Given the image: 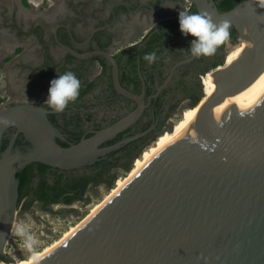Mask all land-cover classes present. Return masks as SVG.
<instances>
[{
    "label": "water",
    "instance_id": "obj_1",
    "mask_svg": "<svg viewBox=\"0 0 264 264\" xmlns=\"http://www.w3.org/2000/svg\"><path fill=\"white\" fill-rule=\"evenodd\" d=\"M185 1L197 12L208 6L214 23L229 21L237 41L243 38L253 44L241 81L214 88L187 105L185 110L193 111L184 128L74 233L32 264H264V93L232 112L205 118L201 110L243 92L262 72L264 0H245L226 12H219L213 0ZM241 25L251 36L240 33ZM61 27L74 42L70 30ZM53 38L65 54L76 59L102 56L107 60L114 91L135 108L65 148L55 141L56 130L40 104L0 107V120L10 122L0 123V147L9 128L31 145L28 153H12V145L0 152V258L8 263L4 249L16 214L17 169L33 162L64 171L80 169L145 135L153 126L102 147L134 125L175 69L195 58L191 55L175 63L164 83L145 101L144 85L140 94L120 85L111 51L78 52L58 40L56 28ZM242 65L240 57L213 72L217 76L237 72Z\"/></svg>",
    "mask_w": 264,
    "mask_h": 264
},
{
    "label": "trees",
    "instance_id": "obj_2",
    "mask_svg": "<svg viewBox=\"0 0 264 264\" xmlns=\"http://www.w3.org/2000/svg\"><path fill=\"white\" fill-rule=\"evenodd\" d=\"M213 1L219 12H226L236 4L245 0ZM188 13L198 12L193 6ZM174 25L179 26L177 22H174V24H171L170 26H162L160 30L157 31L156 29L158 26H156L150 30L139 43L129 46L126 45L127 47L112 52L118 66L120 85L134 94H139L142 85H144L145 101L148 97L155 94L158 87L163 84V81L167 76V70L162 68L165 55H175V60H172L170 57L167 59V61H169L167 68L179 60H183L182 58H177L176 42H173L172 39V35L174 34V29L172 27ZM230 33V41H236L237 34L232 26L230 28ZM112 40L113 36L106 34L105 31L97 32L94 35V41L100 50H107L111 45ZM61 43L71 46V39L67 32L62 29ZM224 46L225 44L218 47L217 51L211 56H201L195 58L192 62L179 66L177 71L181 70L184 73L178 74L177 76L174 75L171 81L167 84V87L163 88L155 99H151L150 104L144 110L141 118L134 125L104 143L102 147L111 146L119 142L121 139L131 138L137 134H141L149 127L153 126V128L145 135L120 145L117 149L100 157L93 165L85 166L76 170H63L67 174L65 178L54 175L50 177V181L46 180L43 174L48 166L41 163L33 162L18 168L15 174L18 182L17 205H19L21 198L25 195L23 193L24 189L29 186V183L33 180L34 176L38 178V182L33 191V197L35 200L42 202L43 209H48L51 203H56L58 201H61V203L66 205H69L73 201L85 203L83 196L88 185H93L95 187L103 186L110 190L114 186L113 184L115 180L121 175L125 176L131 170L134 160L156 141L158 135L166 130H168L167 132L170 131L172 126L170 125L169 127V120L175 115L179 107L183 106L185 103L183 107L186 108L187 105L195 102L202 94L203 89L200 78L224 64ZM19 52L20 49L17 53ZM151 52L156 53L157 60L155 63L151 64V69H149V64L143 59V57ZM93 61H95L101 68V73L97 78L89 81L85 78L83 66L85 64L92 65ZM56 69L57 65L49 61L48 63H44L43 66L38 69V76L41 79H49L52 77ZM154 69L156 70L157 75L154 74ZM59 71L61 75L65 72L71 71L81 82L78 99L75 103H70L77 108L86 109L89 107V105L84 102V98L94 89V87L99 85V82H101L103 77L105 78L104 84L107 85L106 89H108L112 95L119 97L112 87L111 64L102 56H96L95 58L88 60H79L66 54L64 63ZM155 79H157L156 84H154ZM121 99H124L127 102H132L124 97ZM107 103H109L108 105H111L112 101H108ZM134 108L135 106L126 113L113 118L109 124L115 122ZM90 118L91 114H88L86 120L89 121ZM50 121L53 124L55 123L53 118H51ZM80 121L82 122V119L79 118L78 112L74 116L65 120L61 125V134L68 137L69 142L57 141L60 146L65 148L69 147L70 145L76 144L81 137H89L92 135V133L84 134V132L80 130ZM103 127L104 126L100 125L97 130ZM20 137L23 138L22 135H20ZM7 144L8 141L3 139L0 152H3L6 149ZM24 145H17L15 143L12 149L14 151L18 149L21 153H25L27 151L28 143L25 142ZM30 204V202L22 203L20 205L21 212L24 213L28 211ZM0 261L8 263V260L5 259Z\"/></svg>",
    "mask_w": 264,
    "mask_h": 264
},
{
    "label": "flooded vegetation",
    "instance_id": "obj_3",
    "mask_svg": "<svg viewBox=\"0 0 264 264\" xmlns=\"http://www.w3.org/2000/svg\"><path fill=\"white\" fill-rule=\"evenodd\" d=\"M63 1L68 6L67 9H63L61 13H58L57 9L52 8L50 9L49 13H46V15L43 17L46 18V16H52L53 14L55 16L60 15L61 20L59 21H61V24L59 23V25L66 26L70 30L74 38V42H72L71 40L70 47H72L78 52L100 50L98 49V46L94 41L95 33L100 31H105L106 34H110L113 36L111 45L105 51H111V52L119 51L120 49H123L129 45H134L136 43H139L140 40L156 26H158V28L156 29L157 31L160 30V28L164 25L170 26L171 24H174V22H177L179 24V12L180 11L188 12L194 6L186 2L185 0H99V2L94 0L93 3L91 2L79 3L76 2L75 0L73 1L63 0ZM20 4L23 6L24 2L20 1ZM10 5L12 7L10 9V15L5 18V21L3 23L0 24V50L1 49L3 50V52H0V70L5 69L6 63L10 62L11 64L9 66V69L10 67L16 68L17 66H19L21 72L23 70H27V73L30 75L32 74V70L28 62H31L34 59L39 58V64L38 67H36V71H34V73H36L37 77L39 78L40 80L39 82L50 83L53 79L58 78V75H61V73H59L60 72L59 69L64 63L66 57L65 51L61 48V46L55 43L52 34L49 36L48 39H46L45 37L46 31L44 29L43 24L41 23L34 24L33 23L34 20L31 17L30 19H27V21L24 20L25 15L23 13L19 14V11L17 9V0H10ZM77 6L79 8H76ZM88 7L89 8L91 7L90 9L91 11L90 13L86 14L85 9ZM67 11H69V14L72 13L76 17L75 19H73V22H69L67 18L68 17ZM1 12L2 9L0 8V19L2 15ZM19 16L22 19V21L25 23H23V25H21V27L18 29L17 22ZM81 17H86L90 19L92 22V26L88 27L84 22L82 23L81 21L82 19H80ZM172 28L174 29L173 31L174 34L172 35V39L173 42H176V53L178 54L177 58H182L183 60H185L192 55L189 49L191 47V41L195 38L192 37L191 35L186 36L182 34L180 31V26L174 25ZM52 38L56 45L51 43ZM57 38L61 42V39H59L58 34H57ZM237 38L236 41L234 42H231L229 40L226 43H229L231 45L235 44L237 43ZM47 40H49L50 42L48 43ZM34 41L35 43L32 44V46L28 45L29 43H33ZM56 46L63 50L62 57L60 58L61 60L57 62L58 63L57 69L55 70L51 78L41 79L38 76V69H40L44 63H48L51 60H52L51 62L54 64L53 57H56L57 54L52 53L51 50L52 47H56ZM19 49L20 52L17 53ZM169 57L172 60H175V55L174 56L172 54L165 55V58L163 60L164 65L162 66V68H164V70H167L166 78L169 76L170 68L175 64L174 63L169 68H167V65L169 64V61H167V59ZM195 58L193 60H195ZM83 67H84L83 72L85 73V78H87L89 81L97 78V76H99V74L101 73V68L98 66V64L95 61H93L92 65L85 64ZM148 68L151 69V65H148ZM181 73L184 72L181 70L177 71V69H175V71L172 73V77L174 75L177 76L178 74ZM154 74L157 75L155 69H154ZM26 78L28 79L27 75ZM10 80L11 82H13L14 80L12 75L10 76ZM104 81L105 78L103 77L101 79V82H99V85L94 87V89L90 93H88L84 98V102L87 105H89V107L86 109L77 108L73 104H69L68 107L63 112L61 113L54 112L45 103L48 97V90H49L47 86L43 87L40 90V92H38L37 88H35V90H37L35 94L33 95L27 94L26 96L28 97L30 96V98L21 102H32V103L40 104L48 112L47 114L48 120L50 121V119L53 118L55 121L54 124L50 121V123L56 130L55 141L69 142L68 137L61 134V125L65 122L66 119L74 116L77 112L79 118L82 119V122L81 121L79 122L80 125L79 128L84 132V134H87V133H91L92 131H96L97 128L100 127V125L104 127L109 125V123L113 118L117 117L118 115L126 113L128 110H130L132 107L135 106L133 102H127L124 99H121L122 97L120 95L119 97L112 95V93L108 89H106L107 85L104 84ZM156 82L157 79H155L154 84H156ZM40 86H42V84L39 83V87ZM22 87L24 88V90L25 88H27L25 86ZM166 87L167 85L164 88ZM108 101H112V104L108 105L109 104L107 103ZM1 103L2 102H0V104ZM14 103H20V102L19 101L11 102L10 104H6L5 106L12 105ZM88 114H91V118L89 121L86 120ZM20 135L22 134L17 133V130L15 128H9L3 135L2 140L3 139L7 140L8 141L7 146L12 145V148L15 143L17 145H24V143L27 142L28 147L26 152L27 153L30 152L31 150L30 143L28 142L27 139L24 138L23 135H22L23 138H21ZM11 152L12 153L20 152V150L16 149L14 151L12 149ZM54 175H56L57 177L65 178L67 174L63 170L51 168V167H48L43 174L44 178L49 181H50V177ZM37 182H38V178L34 176L33 180L29 183V186L24 189L23 193L25 195L21 198L19 205H17L16 211L18 210L21 212L20 205L25 202L31 203L29 209L34 207L35 205H38L40 207L43 206L42 202L35 200L33 197L34 196L33 191L37 185ZM95 188L98 187L97 186L95 187L93 185H88L83 197H85L87 192L91 190L93 191ZM78 203L81 202L73 201L69 205H66L64 203H61V201H58L56 203H51L50 206L52 207L57 205H64L73 208ZM2 259L5 258H0V260Z\"/></svg>",
    "mask_w": 264,
    "mask_h": 264
},
{
    "label": "rangeland",
    "instance_id": "obj_4",
    "mask_svg": "<svg viewBox=\"0 0 264 264\" xmlns=\"http://www.w3.org/2000/svg\"><path fill=\"white\" fill-rule=\"evenodd\" d=\"M20 1L25 3L26 8H24L20 4ZM60 1H61V12H62L63 9H67L68 7L63 0H17V9L19 11V14L21 13L20 9L24 10V13L28 11L29 14H31L34 11L35 13L38 14L39 12L37 10L41 12L46 11L47 8L53 6V4H56ZM75 1L79 3L94 2V0H75ZM96 1L99 2V0ZM0 3H1L0 8L2 9L1 12L2 15L0 19V24H1L5 21V18L10 15V9L12 7L10 5V0H0ZM76 8L79 7L77 6ZM90 9L91 7L86 8L85 13L86 14L90 13L91 11ZM67 12H68L67 18L69 22H73V19H75L76 17L72 13L69 14V11ZM40 16L39 18H36L33 23L43 24L44 29L46 30L45 37L46 39H48L51 29L49 27V24L46 23ZM80 19H82L81 20L82 23L84 22L88 27L92 26V22L90 19L86 17H81ZM24 20L27 21L26 17L24 18ZM23 23L25 22H23L19 16L17 22L18 29L21 27V25H23ZM47 41L48 43L50 42L49 40ZM34 43L35 41L33 43H29L28 45L32 46V44ZM228 44L229 43H227L225 47ZM0 52H3V50L1 49ZM51 52L56 54L59 53L61 54V56L63 54V50L61 49V53H60V51H58L56 47H52ZM224 62H225V50H224ZM28 63L29 66H37L39 64V58H36V62L34 63L33 61ZM10 64H11L10 62L6 63L5 66L6 68L0 70V101L2 102L0 104V107H4L6 104H10L11 102H18V101L21 102L30 98V96L19 97L13 93L11 87L15 85L17 81L24 80L25 84L27 83V85H31V86L33 85L35 88H37L38 92H40V90L44 86L47 87L50 86V83L47 82L45 83L44 82L41 83L39 81L34 82L35 75L33 74H30L27 79L26 78L27 70H23L22 71L23 73L20 70V72L24 74L23 78L15 75L17 74V68H19V66H17L16 68L10 67L9 69ZM21 73L19 74L21 75ZM11 75L14 78L13 82H11L10 80ZM205 76L206 75L200 78L201 83H202V79ZM38 82L42 84V86H40L41 88L39 87ZM183 106L179 107L175 115L169 120V127L170 125L173 126V124L178 120V118H180L182 114L185 111H187V109L185 110ZM167 131L168 130H166L165 132ZM123 177L124 175H121L118 178H123ZM108 192L109 189H106L103 186H99L98 188H95L93 191L91 190L87 192V194L84 197L85 203H78L73 208L64 205H57L52 207L50 206L48 207V209H43L42 207L35 205L34 207L30 208L27 212L24 213L17 210L15 215V221L10 233V237L5 246L4 253L10 258V262H14V261L26 259L32 254L41 251L44 247L50 245L53 241L58 239L61 236V234L71 225L77 223L79 220L84 218L95 204L103 200V198L105 197V195L108 194Z\"/></svg>",
    "mask_w": 264,
    "mask_h": 264
},
{
    "label": "bare ground",
    "instance_id": "obj_5",
    "mask_svg": "<svg viewBox=\"0 0 264 264\" xmlns=\"http://www.w3.org/2000/svg\"><path fill=\"white\" fill-rule=\"evenodd\" d=\"M204 12H209V7L207 6ZM239 17H243L242 13H238ZM239 31L242 35L251 36V33L245 26H240ZM227 44V43H226ZM225 62L223 67L233 64L238 58L243 57L242 68L237 72H226L219 74L218 76L214 74L213 71L206 74L202 79V94H207L214 88L218 87H231L232 85L239 84L243 77L247 61L251 52L253 50V44L247 39H240L236 44H228L225 47ZM222 68V67H221ZM264 93V68L258 78L243 92L231 97L225 101L218 102L209 106H204L201 108L202 114L205 118L223 114L227 112H232L243 106L254 101ZM193 109H188L185 111L180 119H178L172 126L169 132H164L157 137L156 141L146 150H144L141 155L134 160L132 163L131 170L123 177L115 180L114 186L109 190L108 194L105 195L102 201L95 204L89 211V213L79 220L77 223L71 225L66 229L61 236L53 241L50 245L44 247L41 251L36 252L26 259L18 260L14 262H1L0 264H32L43 255L51 251L66 238H68L72 233H74L88 218H90L95 212L105 204L124 184L152 157H154L159 151H161L185 126L186 121L190 117Z\"/></svg>",
    "mask_w": 264,
    "mask_h": 264
},
{
    "label": "clouds",
    "instance_id": "obj_6",
    "mask_svg": "<svg viewBox=\"0 0 264 264\" xmlns=\"http://www.w3.org/2000/svg\"><path fill=\"white\" fill-rule=\"evenodd\" d=\"M180 31L184 35H191L195 39L191 41L190 52L194 57H208L213 55L218 47L230 40L231 23L227 20L214 23L207 12L188 13L179 12ZM143 59L149 65L157 60L155 52L146 54ZM81 82L76 75L65 72L50 82L46 104L56 113L63 112L70 103H75L79 97ZM5 125L10 122L0 120Z\"/></svg>",
    "mask_w": 264,
    "mask_h": 264
},
{
    "label": "crops",
    "instance_id": "obj_7",
    "mask_svg": "<svg viewBox=\"0 0 264 264\" xmlns=\"http://www.w3.org/2000/svg\"><path fill=\"white\" fill-rule=\"evenodd\" d=\"M23 7L24 8H26V6L25 5H23ZM22 7V8H23ZM52 8H55V9H57V11H58V13H61V1L60 2H58V3H56V4H53V6H51V7H49V8H47L46 9V11H43V12H41V11H39V10H37L39 13L37 14V13H35L34 11L31 13V14H29V12L28 11H26L25 13H24V10H22V9H20V12L21 13H23L24 15H25V17H26V19H28V18H32L33 20H35L36 18H39V16L40 17H43V16H45L46 15V13H49V11H50V9H52ZM44 13V14H43ZM40 14V15H39ZM43 14V15H42ZM44 19H45V22L46 23H48L49 24V27H50V35L52 34L53 35V32H54V29L56 28V34H58V36H59V39H61V29L62 30H65V28H63V27H61V25H59V23L61 24V21H59V20H61V16L59 15V16H55L54 14L52 15V16H46V18L45 17H43ZM42 18V19H43ZM43 19V20H44ZM46 31V30H45ZM49 35V36H50ZM46 36V35H45ZM51 43H53L54 45H56L55 43H54V41H53V38H52V41H51ZM56 49L58 50V51H60V53H61V49L60 48H58L57 46H56ZM56 54V53H55ZM52 55V54H51ZM62 56H61V54H59V53H57V56L56 57H53V59H54V64L55 65H57L58 63V61L59 60H61L60 58H61ZM52 61V60H51ZM34 62H36V59H34L33 60V63ZM36 67H38V65L37 66H31V70H32V74L33 75H35V79H34V82H37V81H40L39 80V78L37 77V75H36V73H34V71L36 70ZM20 73V69L19 68H17V74H15V75H17V76H20L21 78H23V76H24V74H22V75H20L19 74ZM27 76H29V74L27 73L26 74ZM25 85V87H27V88H25V90H24V88L22 87V86H24ZM33 86V85H32ZM31 85H27V83L25 84V82H24V80H22V81H17L16 83H15V85H13L12 86V91H13V93L16 95V96H26L27 94H34L36 91H34L35 90V87L33 86L32 87ZM44 87H46V86H44ZM34 88V89H33ZM48 88H50V86H48ZM28 89V90H27ZM32 89H33V91H32Z\"/></svg>",
    "mask_w": 264,
    "mask_h": 264
}]
</instances>
